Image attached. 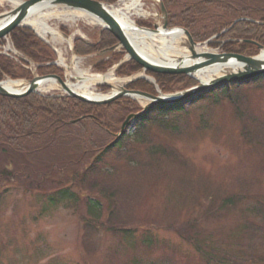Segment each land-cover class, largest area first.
<instances>
[{
    "label": "rangeland",
    "instance_id": "rangeland-1",
    "mask_svg": "<svg viewBox=\"0 0 264 264\" xmlns=\"http://www.w3.org/2000/svg\"><path fill=\"white\" fill-rule=\"evenodd\" d=\"M161 1L143 0L142 15L132 16L133 22L150 30H155L156 26L162 29L164 20L161 15ZM225 1L234 2L240 8L264 7V0ZM120 2L121 0H118L113 6L122 5ZM14 7V4L0 0V16ZM51 10L60 15L67 11L55 7H51ZM72 12L80 17L85 15L79 11ZM48 23L63 38H44L32 27L29 29L40 38L47 39L54 52H58L55 53L56 60L58 57L64 59L71 72L62 65L60 68L67 74L69 82L78 83L72 78L79 77L78 72L85 74V77H112L114 83L107 84L113 89L102 88L103 84L98 83L93 87L96 95L109 96L118 87L130 90L129 85L133 80L153 83L156 94L152 95L155 96L180 93L200 83L195 76L183 75L196 84L190 87L179 84L172 88L171 93L165 94L156 86L151 73H146L144 69L132 75L119 74L118 70L129 62L122 48L103 55L104 51L84 57L75 53L74 40L82 39L95 43L102 31L100 24L84 17L73 22L54 18ZM175 28L180 27H169L170 30ZM212 41L214 39L205 42L194 40L198 45L196 49H203L201 54H222L219 47L211 46ZM188 43L189 39L185 35V41L178 45L180 55L171 54L172 57L179 60L191 56ZM3 46L5 49L2 48L1 52H7L11 56L9 59L16 62V57L21 56V53H14L16 50L11 42L6 41ZM9 46L13 50L8 51ZM114 54L116 56L113 59H117L112 68L104 72L95 70V64L100 60H109ZM34 69L32 66V70ZM146 77L147 80L143 79ZM6 80L8 78L2 81ZM48 90L47 92L52 94L64 93L59 91L58 86ZM233 96L239 100H233L236 99ZM134 100L141 111L128 114L117 127L119 133L125 120L132 114L141 113L148 104V100L144 98ZM252 117L264 125V80L219 88L201 101L189 102L183 109L160 118L150 126L134 146L138 144L139 149L145 150L155 145L169 144L188 161L189 167L166 161L160 164L159 169L154 170L156 173L148 171L143 174L146 175L144 180L148 178L147 183L128 223L129 227L137 228L132 239L124 240L122 235H115L103 229L93 232L92 236L87 238L85 226L90 218L85 206L78 212L63 206L55 209L49 207L43 213L46 198L52 190H30L26 179L20 182L21 185L7 183L0 189V264H207L194 245L184 239L187 233L189 235L197 232L205 248L219 252L218 257L230 254L235 259L244 258L240 264H256L258 259L247 263L245 260L264 256V245L262 246L259 240L253 245L248 240V233L243 232V226L249 223L264 227V220L249 213L250 207L258 202L264 204V140L255 135L257 126ZM244 128L249 130L250 139L243 136ZM126 132L128 136L136 134L135 122ZM100 135L101 138L104 133L101 132ZM103 138L111 142L115 140L106 136ZM72 145L59 146L54 150L29 156L28 162L38 171L46 172L54 164L80 157V150ZM90 146L87 145V148L91 149ZM14 157L15 163L18 164L25 160L22 157ZM0 164L13 168L8 166L6 160H0ZM59 180V175L53 176L48 187H58ZM211 190L217 192L213 197H218V201L231 194L244 196L245 199L239 208L224 209L218 213L216 208L219 202L215 204L214 209L209 205L213 198ZM82 192L86 194L87 190ZM102 204L105 221L109 204L106 200H103ZM194 221L198 223L196 229L192 230L190 226ZM148 237L152 240V246L143 243L144 238Z\"/></svg>",
    "mask_w": 264,
    "mask_h": 264
},
{
    "label": "trees",
    "instance_id": "trees-1",
    "mask_svg": "<svg viewBox=\"0 0 264 264\" xmlns=\"http://www.w3.org/2000/svg\"><path fill=\"white\" fill-rule=\"evenodd\" d=\"M94 1L106 5H114L118 2V0ZM162 2L168 12V26L187 30L196 42L214 39L211 46L219 47L223 53L242 54L249 57L258 56L260 52L258 46L264 47V7L240 8L236 3L225 0L189 2L162 0ZM11 40L15 48L28 61L37 65L40 76H62V71L54 63L56 61L54 50L34 31L29 28H17L11 34ZM117 43L116 38L105 31L95 43L76 39L74 49L78 56L84 57L103 52ZM114 56L116 55L114 54L107 61L100 60L95 64V70L104 72L112 68L117 59V57L113 59ZM142 69L137 63L129 61L118 72L120 75H132ZM151 75L165 94L171 93L172 88L179 84H186L187 87L196 84L183 75ZM5 77L13 80L31 79L32 74L0 55V81ZM261 80H264V77L247 83L226 86L246 85ZM129 89L156 94L155 86L144 80L131 83ZM218 90L202 93L193 103L201 101ZM233 98L236 97L233 96ZM237 99L239 100V98L233 100L237 101ZM183 106L186 107V104ZM181 107L182 105L152 107L136 118V134L128 136L125 132L120 138H115V135L119 133L117 127L125 117L141 111L135 100L131 98H121L107 105H94L67 95L50 96L34 93L22 98L0 96V160H6L8 166H13L10 168L0 164V189L7 183L21 185L20 182L26 179L30 190L53 191L46 198V208L43 213L49 207L55 209L63 206L78 212L85 206L90 218L85 226L87 238H90L93 232L103 229L115 235H122L124 240L132 239L137 228L129 227L128 223L147 183L148 178L144 180L146 175L143 174L159 169L160 164L166 161L189 167L188 161L169 144L163 143L142 150L137 147L138 144L134 146V143L140 141L139 138L147 133L155 121L184 108ZM252 120L257 126L255 135L264 140L263 123L254 118ZM99 131L104 133L103 137L115 140L111 142L103 137L100 138ZM243 136L250 139L248 129L244 128ZM71 144L80 150V157L54 164L46 172L38 171L28 162L29 156L39 155L59 146L69 147ZM87 145H91V149H88ZM14 156L22 157L27 161L15 163ZM55 175L60 176L58 187H48L52 182L51 178ZM84 189L87 190L86 194L82 192ZM211 191L212 197L217 195L215 190ZM244 199V196L233 194L228 195L223 201L213 197L209 205L211 209H214L215 204L219 202L216 211L220 213L224 209L239 208ZM103 200L109 204L105 221ZM249 213L257 219L264 220V204L258 202L257 205L250 207ZM197 223L194 221L190 226L192 230L196 229ZM243 230L245 234L248 233V240L253 245L258 240L262 246L264 245L263 226L249 223L243 226ZM184 239L194 245L207 264H240L239 262L244 259L238 257L236 261L230 254L218 257L219 252L205 248L198 232L189 235L187 233ZM143 243L152 246L150 237L144 238ZM249 261L264 264V256L245 260L246 263Z\"/></svg>",
    "mask_w": 264,
    "mask_h": 264
},
{
    "label": "water",
    "instance_id": "water-1",
    "mask_svg": "<svg viewBox=\"0 0 264 264\" xmlns=\"http://www.w3.org/2000/svg\"><path fill=\"white\" fill-rule=\"evenodd\" d=\"M40 4H48L53 8H60L67 11H79L102 21L100 24V26L102 27L100 36H102L105 31H108L118 41V44L116 46L105 50L102 55L112 53L117 49L122 48L126 52L129 61H134L135 63L140 65L146 73L150 72L153 74L161 75H186L194 77L195 73L207 69L209 67L227 65L233 61L238 63L239 65H242L243 68L241 71L229 73L223 77L213 80L212 82L202 83L199 81V85L186 91L176 94L159 96H154L140 91H130L126 87H118L116 88L117 90L109 96L93 98L72 90L68 87L67 83L61 77L55 75L36 77L31 81H24V85L20 87L18 91H10L3 85V82H0V96L10 98H22L34 94L42 84L50 80H54L58 83L59 88L68 97L76 98L88 104L107 105L124 97L131 99H147L148 104L143 108V111L141 113L132 114L125 120L121 127V132L118 135V138L126 132V130L131 126L133 122H135L136 118H138L141 114H143L145 111L152 107L161 105H183L184 103L187 104L189 102L193 103L196 98L202 93L214 89H219L229 84L247 83L250 81H254L258 78L264 77V61L260 59V55L261 52L264 50V47L258 46L260 54L255 57L243 56L238 54L197 53L196 47L198 45L194 42V39L190 32L181 28H175L171 30L168 28V12L163 2H161L160 5L161 13L163 15L164 20V25L162 29L164 31H182L189 39V43L187 44V46L192 55L186 56L183 59H177L176 61L179 63V67L159 65L142 57L128 39L126 32L120 22L110 12V8H113L114 6H109L102 2L94 0L22 1L18 5H16L11 11L0 16V40L11 35L17 28L27 27L24 25V21L28 18L32 10ZM135 27L139 31L143 32H150L156 34L160 32L159 26H156L155 30L142 28L137 26L136 24ZM185 58L196 63H194L191 67H183ZM143 79L147 80V77ZM134 81L137 80H133L131 82ZM103 86L112 88V86L108 85L107 83H103Z\"/></svg>",
    "mask_w": 264,
    "mask_h": 264
},
{
    "label": "bare ground",
    "instance_id": "bare-ground-1",
    "mask_svg": "<svg viewBox=\"0 0 264 264\" xmlns=\"http://www.w3.org/2000/svg\"><path fill=\"white\" fill-rule=\"evenodd\" d=\"M9 3L14 4V6L18 5L20 2L18 0H6ZM128 2V3H127ZM143 0H121L117 6L110 8V12L114 15V17L120 22L122 27L124 28L126 35L132 45L136 48L139 54L145 59L164 66L171 67H179V63L175 58L172 57L171 54H179L178 45L180 42L185 41V34L182 31H164L160 29L159 33H150L139 31L135 27V23L132 20V16L135 14L140 16L142 15L143 8ZM85 14V13H84ZM82 17L93 21L94 23L101 24L102 21L91 17L88 14L83 15ZM79 15H75L73 12H67L60 15L57 11L51 10V6L48 4H40L36 6L28 18L24 21V25L28 27H32L35 29L39 35L44 38H48L51 36L53 40H58L60 36L59 32L53 29L49 25V20L54 18H59L66 22L76 21L78 18H82ZM63 38V37H62ZM47 40V39H46ZM203 49L200 47L197 49V53H201ZM188 58V57H187ZM260 59L264 61V50L261 52ZM63 62V59H62ZM194 63L189 59L184 60L183 67H191ZM242 65H239L236 62H231L227 65L209 67L207 69L201 70L195 73V77L202 83H209L213 80L223 77L229 73L238 72L242 70ZM79 78L77 84H73L69 82V87L74 91L87 95L93 98H100L103 96L96 95L93 92V87L98 83H114L111 76H90L83 73L78 72ZM82 79V80H81ZM3 85L10 91H16L20 88L21 83L19 82H11L9 80L5 81ZM56 87L55 81L45 82L43 85V89H51Z\"/></svg>",
    "mask_w": 264,
    "mask_h": 264
}]
</instances>
